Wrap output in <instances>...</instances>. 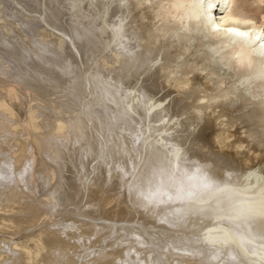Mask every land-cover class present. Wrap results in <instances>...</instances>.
Here are the masks:
<instances>
[{
  "label": "bare ground",
  "instance_id": "obj_1",
  "mask_svg": "<svg viewBox=\"0 0 264 264\" xmlns=\"http://www.w3.org/2000/svg\"><path fill=\"white\" fill-rule=\"evenodd\" d=\"M0 84V264H264V0H0Z\"/></svg>",
  "mask_w": 264,
  "mask_h": 264
},
{
  "label": "snow or ice",
  "instance_id": "obj_2",
  "mask_svg": "<svg viewBox=\"0 0 264 264\" xmlns=\"http://www.w3.org/2000/svg\"><path fill=\"white\" fill-rule=\"evenodd\" d=\"M230 32H236V29H229ZM238 35L245 36L247 33H237ZM259 37H257L258 39ZM207 187V185H205ZM262 193H264V190H262ZM191 195V193H189ZM246 207H240V208H232L231 211L235 213V215H230L227 217H217L218 219H229V220H236L239 219L241 216L245 215L246 213L248 215H258L261 218H264V195L261 196V200L259 201V206H255V202H245ZM227 235V233H225Z\"/></svg>",
  "mask_w": 264,
  "mask_h": 264
},
{
  "label": "rangeland",
  "instance_id": "obj_3",
  "mask_svg": "<svg viewBox=\"0 0 264 264\" xmlns=\"http://www.w3.org/2000/svg\"><path fill=\"white\" fill-rule=\"evenodd\" d=\"M9 34H11V32L9 31L8 32ZM2 77V76H1ZM2 84H0V86H1ZM0 91H1V89H0ZM215 122H217V120L215 121ZM215 122L214 121H212L211 122V124H212V126H211V129H213V128H217V126L215 125ZM230 129V131H233L234 132V135L233 136H235V138L236 137H238V136H244L245 135V130L247 129V124L246 123H236V128L234 129V126L233 127H229ZM239 134V135H238ZM232 136V137H233ZM232 137H230V139H232ZM243 150H245V149H243Z\"/></svg>",
  "mask_w": 264,
  "mask_h": 264
}]
</instances>
